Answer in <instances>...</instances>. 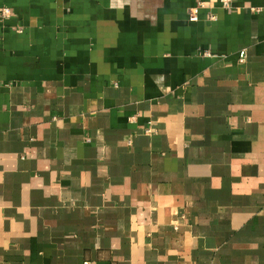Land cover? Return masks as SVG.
Returning a JSON list of instances; mask_svg holds the SVG:
<instances>
[{
    "label": "crops",
    "instance_id": "crops-1",
    "mask_svg": "<svg viewBox=\"0 0 264 264\" xmlns=\"http://www.w3.org/2000/svg\"><path fill=\"white\" fill-rule=\"evenodd\" d=\"M3 7L0 264H264V0Z\"/></svg>",
    "mask_w": 264,
    "mask_h": 264
},
{
    "label": "built area",
    "instance_id": "built-area-1",
    "mask_svg": "<svg viewBox=\"0 0 264 264\" xmlns=\"http://www.w3.org/2000/svg\"><path fill=\"white\" fill-rule=\"evenodd\" d=\"M234 1L235 0H220V8L226 11L234 9ZM202 11H208L207 20L216 21L217 17L213 12V8L210 7L206 2L199 1L196 5L190 9V22H199L200 21V13ZM255 12H264V8L253 9ZM11 9L8 7H3L0 9V23L4 24L11 17ZM247 58L246 51H242L240 54V62H245Z\"/></svg>",
    "mask_w": 264,
    "mask_h": 264
}]
</instances>
